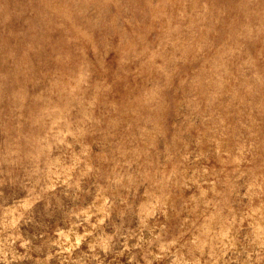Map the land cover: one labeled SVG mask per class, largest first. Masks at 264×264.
I'll return each mask as SVG.
<instances>
[{
    "label": "rangeland",
    "instance_id": "rangeland-1",
    "mask_svg": "<svg viewBox=\"0 0 264 264\" xmlns=\"http://www.w3.org/2000/svg\"><path fill=\"white\" fill-rule=\"evenodd\" d=\"M0 264H264V0H0Z\"/></svg>",
    "mask_w": 264,
    "mask_h": 264
}]
</instances>
